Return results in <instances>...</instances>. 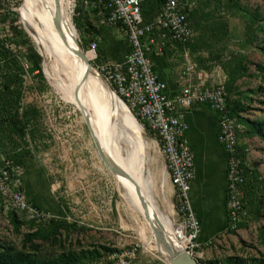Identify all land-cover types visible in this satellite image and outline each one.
<instances>
[{
    "label": "rangeland",
    "instance_id": "1",
    "mask_svg": "<svg viewBox=\"0 0 264 264\" xmlns=\"http://www.w3.org/2000/svg\"><path fill=\"white\" fill-rule=\"evenodd\" d=\"M19 2V13V6L15 8L19 25L41 55L45 73L42 65L40 72L32 64H24L20 113L32 118L25 116L22 135H11L4 132V127L0 128V168H20L17 179H21L23 192L26 185L29 193L35 192L34 182L42 181L54 210L42 206L50 219L34 221L14 210L0 196V248H12L15 254H25L39 264L120 260L127 264H187L184 260L169 261L174 253L172 243L181 242L176 228L185 230L174 209L165 160L146 123L134 118L108 84L140 125L141 132L116 115L110 103L96 92L84 69L73 66L69 59L41 43L23 18V0ZM159 2L150 0L147 14H151L150 9L156 10ZM190 2L195 5L190 19L196 37L181 51L180 60L183 68L188 62L193 66L190 77L194 84L226 88L242 126L240 152L245 156L246 184L245 213L237 228H230L225 198L226 216L223 204L214 214L223 213L221 220H225L226 226L205 239L211 233L210 217L201 213L204 225L208 226H201L198 239L188 243L187 256L192 264H264V0ZM64 4L65 19L71 23L76 42L87 56L89 37L75 25L77 20L84 21L76 11L77 6L86 13L95 34L106 25L102 18L98 19L92 2L64 0ZM8 29L6 12L0 11L2 37L8 34ZM107 30L108 27L101 32ZM109 32L101 38L92 36L102 49L98 50V58L89 57L88 63L100 76L97 66L102 61L114 60L110 56L118 50L114 42L127 44L122 32ZM9 95L0 73V109ZM122 131L140 140V156L136 157ZM21 149L32 153L26 162L14 160ZM137 160L142 175L139 186L132 189L129 179L137 168ZM31 162L37 172L30 182L27 170ZM137 190L148 215L137 206ZM217 200L220 202V198ZM203 240L207 241L202 243Z\"/></svg>",
    "mask_w": 264,
    "mask_h": 264
},
{
    "label": "built area",
    "instance_id": "2",
    "mask_svg": "<svg viewBox=\"0 0 264 264\" xmlns=\"http://www.w3.org/2000/svg\"><path fill=\"white\" fill-rule=\"evenodd\" d=\"M191 0H165L157 16L147 22L143 7L147 0H96L92 3L102 23L108 28L122 29L128 42V53L123 59L102 61L97 69L108 81L131 113L144 121L147 130L157 141L165 160L168 177L174 189V209L186 231L189 243L195 242L201 223L191 207L190 194L196 178L194 152L187 140L190 125L188 112L204 107L218 115V141L228 154L227 212L231 229L237 228L245 210L243 207L246 172L240 152L242 126L229 109L226 88L194 84L190 75L193 66L188 62L183 68L181 92L171 98L168 84L154 70L151 56L164 54L169 44L187 49L195 40L190 14L195 9ZM99 42L92 40L89 52L98 58ZM99 72V73H100ZM20 168H0V195L10 207L25 213L30 219L46 222L48 213L33 204L20 189ZM184 231V232H185ZM98 264H127L100 262Z\"/></svg>",
    "mask_w": 264,
    "mask_h": 264
},
{
    "label": "crops",
    "instance_id": "3",
    "mask_svg": "<svg viewBox=\"0 0 264 264\" xmlns=\"http://www.w3.org/2000/svg\"><path fill=\"white\" fill-rule=\"evenodd\" d=\"M150 12L152 15L147 14V12L144 13V18L147 22L152 21L158 14V10ZM113 30L122 32L125 36L123 30L119 28H108L104 35H106V33H111L109 31ZM114 43H117L116 48L118 50L116 52H111L110 56L114 60L123 59L128 53V42L127 44H123V42L118 41H115ZM181 51H183V48L180 45L169 44L164 54L156 53L151 56L154 70L163 80L167 82L168 94L171 98L176 97V95L181 92L183 85L182 80H185V78L182 79L184 64L180 60ZM186 119L190 125V129L187 134V140L194 152L197 169L196 178L192 184V190L190 194L191 207L202 224L201 226L205 228L208 225H204L206 221L203 223L201 213H206L209 215V228H211V233L208 236L205 235L204 238L210 239L211 236L226 226L225 220H221L223 213L222 215H218L214 214V212H219V209H221L223 204L226 216L224 204L227 195V168L229 156L218 141L219 120L217 114L207 110L204 107H196L194 110L187 113ZM25 160L26 158H21L18 161L26 162ZM27 171H29L27 174H29L28 179H30L31 182V177H34L33 175L37 172V167L35 166L34 162L29 164ZM23 180H25V177H23ZM34 183L35 192L31 191V193H29V186H25L24 193L26 197L30 202L41 209H43V206L45 208L47 207L48 209L54 210V206L49 204L47 198L48 191L46 190L47 188L45 187V184L42 181H39V183ZM172 189L171 197L174 201V189ZM218 198H220V202L217 200ZM171 208L172 206L170 209ZM207 240H203L202 243Z\"/></svg>",
    "mask_w": 264,
    "mask_h": 264
},
{
    "label": "trees",
    "instance_id": "4",
    "mask_svg": "<svg viewBox=\"0 0 264 264\" xmlns=\"http://www.w3.org/2000/svg\"><path fill=\"white\" fill-rule=\"evenodd\" d=\"M89 2H95L96 0H87ZM150 0H147L143 7V13L146 12V6L149 4ZM165 0H160L157 4L156 11L159 10ZM20 4V5H19ZM19 6V7H18ZM18 7V13L21 9V3L19 0H0V11H5L6 16L9 20V29L8 34L5 37H2L0 34V73L3 75V88L6 92H9L10 95L8 99L4 101L0 109V128L4 127V132L11 135H22L25 132V126L23 121L25 116L32 118L30 114L23 116L20 113L21 108V99H22V90L24 88V75L25 68L24 64H32L35 69L41 72L42 68V57L39 52L35 49L30 37L27 35L25 30L19 25V17L15 8ZM76 11L79 15H82L84 21H75V25L79 32L90 37L88 39V45L93 38L92 36L97 35V38L104 36L106 27L101 28V31H98L97 34L94 33V28L87 22V15L78 5ZM150 11H154L150 9ZM99 10L95 11L98 19L103 18V15H108V12L105 11L102 14L98 13ZM152 15V14H150ZM191 20V19H190ZM74 25V26H75ZM75 27V28H76ZM76 29V30H77ZM102 49V46L99 45V51ZM20 50H24V53ZM101 52V51H100ZM19 94L15 93V91ZM15 93V94H14ZM229 109L233 117L237 118L240 121L239 116L236 114L234 109L229 103ZM26 121V120H25ZM32 157V153L27 149H21L16 152L14 155V160L18 161L21 158ZM242 159L244 160L245 156L242 154ZM1 196V195H0ZM0 264H39L34 262L25 254H15L12 248L7 246L0 248Z\"/></svg>",
    "mask_w": 264,
    "mask_h": 264
},
{
    "label": "bare ground",
    "instance_id": "5",
    "mask_svg": "<svg viewBox=\"0 0 264 264\" xmlns=\"http://www.w3.org/2000/svg\"><path fill=\"white\" fill-rule=\"evenodd\" d=\"M23 5V18L27 21V23L30 24L31 28L34 30V33L36 32V36H38V39L41 41V43L48 47L52 52L61 54L65 58L69 59L72 62L73 66L84 69L85 72L90 75V80L94 88L97 90L96 92H98L101 98L110 103L111 108L114 110V113L120 117H123L127 121L129 126H136L138 133L141 132V127L136 122V120H139L133 114L132 115L136 120L129 114L127 110L128 107L126 108L127 105L125 104V106L118 98L115 97L117 94L114 91V93L116 94L114 95L113 91H111L110 87L108 86V81L101 75L103 77L102 78L89 65L88 59L89 57L92 58L94 55L92 53H88L87 56H85L78 46L76 42V33L72 28L71 23L65 19L64 0H23ZM83 58H85L87 62L83 60ZM123 133L126 142L129 144L136 157L140 156V140L130 138L129 134L125 132ZM105 156L110 160V157L107 154H105ZM141 175V164L140 161L137 160V168L133 176H131V178L129 179V184L132 189L135 186H139ZM136 198L137 206L139 205L141 212L144 215H148L147 209L145 208L143 201L140 199L138 190ZM171 210L173 212L172 208ZM176 236L181 242L172 243L174 247V253L170 256L169 261L171 263H174L178 260H184L187 264H192L189 257L187 256V245L189 243L188 237L185 235V232L181 228H176ZM176 256H178V258Z\"/></svg>",
    "mask_w": 264,
    "mask_h": 264
},
{
    "label": "water",
    "instance_id": "6",
    "mask_svg": "<svg viewBox=\"0 0 264 264\" xmlns=\"http://www.w3.org/2000/svg\"><path fill=\"white\" fill-rule=\"evenodd\" d=\"M82 57H83V56H82ZM83 60H85V61H86V59H85V58H83ZM86 62H87V61H86ZM42 68H43V71H44V73H45L43 59H42Z\"/></svg>",
    "mask_w": 264,
    "mask_h": 264
}]
</instances>
